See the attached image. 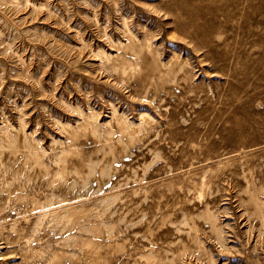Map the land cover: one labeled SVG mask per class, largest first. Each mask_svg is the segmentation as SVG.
Listing matches in <instances>:
<instances>
[{
	"label": "rangeland",
	"instance_id": "1",
	"mask_svg": "<svg viewBox=\"0 0 264 264\" xmlns=\"http://www.w3.org/2000/svg\"><path fill=\"white\" fill-rule=\"evenodd\" d=\"M239 116L264 0H0V264H264V177L175 169Z\"/></svg>",
	"mask_w": 264,
	"mask_h": 264
},
{
	"label": "bare ground",
	"instance_id": "2",
	"mask_svg": "<svg viewBox=\"0 0 264 264\" xmlns=\"http://www.w3.org/2000/svg\"><path fill=\"white\" fill-rule=\"evenodd\" d=\"M242 105H241V107H242ZM239 118L241 120L237 119L239 121V125L237 127L228 128L225 125L214 126L213 129L211 130V132H209V133L206 132V135H204L205 137H202L203 136L202 134L201 135H199V134L195 135L194 134V135L187 137V139H185L186 142L181 144V146H180V151L182 153L185 152L186 154H188L187 160H182L181 163H179V165L175 164L176 168L175 167L174 168L176 170L187 169V171H189L188 175L191 176L190 180H191V182H193L192 178H194V176L195 177L197 176V175H195V170H196L195 165H197V163L205 164L207 167L208 165H211V163L214 161L218 162V163H222L225 160H227V161L231 160V162H232L231 165H227L225 167H221V168H218L216 170V172L218 173L219 176L220 175L226 176L227 182L230 185L236 184L237 174L242 176L248 183L252 182L251 179L255 176L264 177V169H262V168H264V131H261L262 129H264V117H258V116L252 117L251 116L250 118H248V116H247V117L243 118V117L239 116ZM198 127H199V125H198ZM206 128H207V126H206ZM215 128H218V130H219L218 131V134H219L218 137H216L214 135V133L212 132V131H214ZM197 132L198 131H196V133ZM204 144H206L210 147L205 152L200 147L201 145H204ZM197 145H199V147H197ZM249 156H250V158H248ZM229 164H230V162H229ZM257 165L260 166V168H257L256 167ZM206 167H204V168H206ZM253 181H255V180H253ZM195 182H197V180ZM251 184H253V183H251ZM192 188H193V186H192ZM255 223H254V225H255ZM257 223H259V221H257ZM206 236H208V235L206 234ZM178 237H179V235H178ZM211 245H213V244H211ZM189 257H190V255H189ZM0 260H4V258H0ZM188 260H189V258H188ZM188 264H190V263H188Z\"/></svg>",
	"mask_w": 264,
	"mask_h": 264
}]
</instances>
